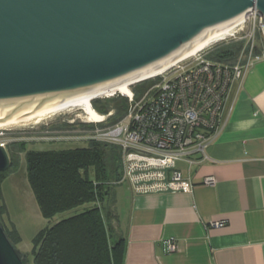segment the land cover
<instances>
[{"label":"water","instance_id":"water-1","mask_svg":"<svg viewBox=\"0 0 264 264\" xmlns=\"http://www.w3.org/2000/svg\"><path fill=\"white\" fill-rule=\"evenodd\" d=\"M253 11L264 33V0H0V127L155 73ZM10 168L0 147V173ZM0 264H29L1 220Z\"/></svg>","mask_w":264,"mask_h":264},{"label":"crops","instance_id":"crops-1","mask_svg":"<svg viewBox=\"0 0 264 264\" xmlns=\"http://www.w3.org/2000/svg\"><path fill=\"white\" fill-rule=\"evenodd\" d=\"M229 105L208 160L177 165L192 193H126V214L113 222L125 240L123 264H264V58Z\"/></svg>","mask_w":264,"mask_h":264},{"label":"built area","instance_id":"built-area-1","mask_svg":"<svg viewBox=\"0 0 264 264\" xmlns=\"http://www.w3.org/2000/svg\"><path fill=\"white\" fill-rule=\"evenodd\" d=\"M246 24L249 31L240 38L246 46L235 63L208 59L209 49L161 75L132 82L130 95L116 92L92 101L127 99V111L118 122L111 121L116 114L114 109L102 114L92 105L97 119L82 110L83 113L76 115L81 122L66 120L65 130L42 139L77 145L100 141L118 146L123 151L122 182H129L136 194L161 193L168 189L192 193L193 185L182 176L178 163L192 167L208 160V149L223 129L225 114L232 111L229 104L233 88L243 82L256 61L264 58V45L259 54L255 45L257 32L264 38L262 16L253 11L240 26L241 30ZM148 81L154 83L138 99L135 88ZM9 143H0V147L6 149ZM205 184L215 185V180L207 178ZM212 226L221 228L224 223ZM170 250L176 249L170 245Z\"/></svg>","mask_w":264,"mask_h":264},{"label":"trees","instance_id":"trees-1","mask_svg":"<svg viewBox=\"0 0 264 264\" xmlns=\"http://www.w3.org/2000/svg\"><path fill=\"white\" fill-rule=\"evenodd\" d=\"M245 46V41L232 43L223 47L215 57L208 55V59L233 64ZM260 52L256 49V54ZM120 99H110V104L104 108L98 105L100 100L92 105L102 114L114 109L116 114L111 121L116 123L128 107V100ZM66 127L63 124L54 129L62 131ZM6 149L11 168L6 173H0V185L20 165L21 156L25 155L28 182L42 217L51 221L73 212L71 216L42 230L34 239V264L124 263L125 240L115 238L113 226L116 217L115 188L123 183L124 169L123 151L118 146L90 141L69 149L36 151L29 150L28 143L20 141L10 143ZM4 208L0 203V216L4 214ZM6 231L16 245L21 242L16 230Z\"/></svg>","mask_w":264,"mask_h":264},{"label":"rangeland","instance_id":"rangeland-1","mask_svg":"<svg viewBox=\"0 0 264 264\" xmlns=\"http://www.w3.org/2000/svg\"><path fill=\"white\" fill-rule=\"evenodd\" d=\"M243 27L244 30H241L240 27L237 32L238 34H236L235 37H229L226 41L220 42L217 45L208 48L207 50L210 49L208 51L210 57H215V54H217L223 47L227 45L242 42L240 41V38L245 35L244 33H248L249 31V26L247 24ZM263 43L264 38L262 34L260 32H257L255 42V45L257 47L256 49L262 50ZM153 83L154 82L146 83L136 89L138 93V99L144 96L145 92ZM108 104H110V99L101 101L98 105L104 108ZM111 107H113L112 104ZM81 113H83L82 110L77 109L72 112H67L65 114L56 116L53 119L44 121L39 125L30 124L27 126L12 127V129L8 128L6 129V131L4 130L0 132L3 133V135L0 136V143L20 142L21 140L28 143L29 150L36 151L62 150L76 147L77 144L58 142L60 140L49 142L42 138L46 137V135L50 136L48 134H54V132L59 131L54 128H59L64 124L66 120L76 119V121H78L77 123L81 122L76 117V115H79ZM178 168L183 169L184 167L182 165H179ZM130 189L132 188L129 182H123L121 185H118L115 188V211L118 218L124 217L123 215L126 214V211L128 209L126 193ZM0 193L3 199L2 201H0V203L5 207L4 214L0 216V220L6 229L16 230L18 232L21 238V242L17 245V247L21 252L29 256V264H34V258L32 255L34 239L42 230H44L48 226H52L62 218L71 216L73 212H68L64 215L57 216L51 221H47L42 217L40 208L28 182L25 155L21 156L20 165L17 168H14L2 181L0 185ZM115 238H117V236H115Z\"/></svg>","mask_w":264,"mask_h":264},{"label":"bare ground","instance_id":"bare-ground-1","mask_svg":"<svg viewBox=\"0 0 264 264\" xmlns=\"http://www.w3.org/2000/svg\"><path fill=\"white\" fill-rule=\"evenodd\" d=\"M245 20H246V17H245ZM245 20H244V22H245ZM243 23H241L239 26H237L231 32H229V33H227V34H225V35H223V36H221V37H219V38H217L215 40H212V41H210V42H208V43H206L204 45H201V46L195 48L194 50H192L191 52H189L188 54L183 56L178 61L172 63L171 65H169V66H167V67H165V68H163V69H161V70H159V71H157L155 73H152V74H150L148 76H145V77H142V78H140V79H138L136 81H133V82H137V81H140V80H146V79L161 75L162 73H164L167 70L173 68L174 66L178 65L179 63H182L183 61H186L188 59L194 58L195 56H197L198 54L204 52L208 48H210V47H212L214 45H217L220 42L226 41L229 37L232 38L235 35V33L238 32L239 27ZM131 83H128V84H125V85H122V86H119V87H116V88H113V89H109V90H106V91H102L100 93H97V94L91 96L90 98H88L87 100H84V101H81V102H78V103H75V104H71V105L59 110L58 112H56L52 116H50V117H48V118H46V119H44L42 121L33 123V124L39 125V124L43 123L44 121L53 119L56 116H59L61 114H65L67 112H72V111L77 110V109H81V110L84 111L85 114L90 115L91 118L97 119L96 114H94V112H93L92 101L94 99L102 97V96H111V95H113L116 92H120V93H122L124 95H130L131 94V90H130L129 86H130ZM24 126H27V125H24ZM12 127H20V126L0 127V132L4 131V130L6 131V129H8V128L12 129Z\"/></svg>","mask_w":264,"mask_h":264}]
</instances>
